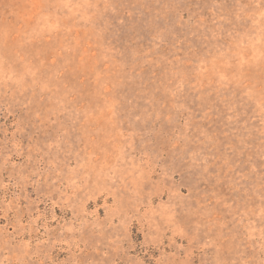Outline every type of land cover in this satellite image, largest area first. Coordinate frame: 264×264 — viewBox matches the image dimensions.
Instances as JSON below:
<instances>
[{
  "label": "rangeland",
  "instance_id": "374dc122",
  "mask_svg": "<svg viewBox=\"0 0 264 264\" xmlns=\"http://www.w3.org/2000/svg\"><path fill=\"white\" fill-rule=\"evenodd\" d=\"M0 264H264V0H0Z\"/></svg>",
  "mask_w": 264,
  "mask_h": 264
}]
</instances>
